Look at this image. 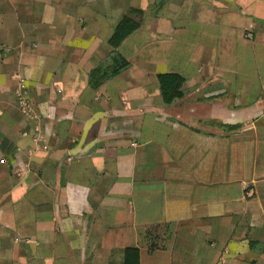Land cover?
<instances>
[{
  "label": "crops",
  "instance_id": "obj_1",
  "mask_svg": "<svg viewBox=\"0 0 264 264\" xmlns=\"http://www.w3.org/2000/svg\"><path fill=\"white\" fill-rule=\"evenodd\" d=\"M131 8V65L91 88ZM163 73L184 79L171 104ZM127 247L264 264V0H0V264H121Z\"/></svg>",
  "mask_w": 264,
  "mask_h": 264
},
{
  "label": "trees",
  "instance_id": "obj_2",
  "mask_svg": "<svg viewBox=\"0 0 264 264\" xmlns=\"http://www.w3.org/2000/svg\"><path fill=\"white\" fill-rule=\"evenodd\" d=\"M144 11L139 8H131L128 14L124 15L116 25L109 44L114 51L97 65L89 75V85L91 88H98L107 80H110L130 67V62L118 50L122 43L132 35L141 26ZM158 81L163 100L166 104L176 101L182 94L181 87L184 79L177 73H163L158 75ZM150 239L149 249L156 246L154 235L149 231ZM123 259L121 264H140V247H127L122 250Z\"/></svg>",
  "mask_w": 264,
  "mask_h": 264
},
{
  "label": "rangeland",
  "instance_id": "obj_3",
  "mask_svg": "<svg viewBox=\"0 0 264 264\" xmlns=\"http://www.w3.org/2000/svg\"><path fill=\"white\" fill-rule=\"evenodd\" d=\"M129 11V10H128ZM107 56H109V55H107ZM106 58V57H105ZM104 58V59H105ZM103 59V60H104ZM153 229H154V231H156L157 232V234L159 235V236H157L156 237V247H158V246H161L162 245V243H163V241H162V238L164 237V231H166V229H165V227H163V226H160V227H158V228H156V227H153ZM161 239V240H160Z\"/></svg>",
  "mask_w": 264,
  "mask_h": 264
},
{
  "label": "built area",
  "instance_id": "obj_4",
  "mask_svg": "<svg viewBox=\"0 0 264 264\" xmlns=\"http://www.w3.org/2000/svg\"><path fill=\"white\" fill-rule=\"evenodd\" d=\"M18 103H19L20 107H22L24 112L27 113L28 110L30 109V105H29L28 101L26 100V98L23 97L21 93H18Z\"/></svg>",
  "mask_w": 264,
  "mask_h": 264
}]
</instances>
